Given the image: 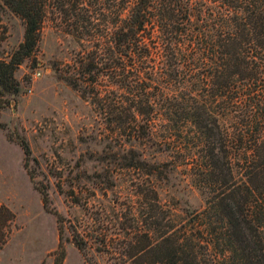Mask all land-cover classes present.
Returning <instances> with one entry per match:
<instances>
[{
	"label": "trees",
	"instance_id": "obj_1",
	"mask_svg": "<svg viewBox=\"0 0 264 264\" xmlns=\"http://www.w3.org/2000/svg\"><path fill=\"white\" fill-rule=\"evenodd\" d=\"M6 2L26 26L24 39L0 58V95L18 90L13 72L30 54L37 24L36 0ZM48 6L59 11L60 29L90 47L64 69V79L116 135L144 137L158 128L161 141L188 143L191 173L205 191L201 208L172 231L168 225L154 233L159 219L132 212L125 252L113 256L114 264H264V0H48ZM19 144L26 159L28 145L23 138ZM13 217L0 204V245ZM97 236L108 244L105 232ZM63 256L58 225L50 264Z\"/></svg>",
	"mask_w": 264,
	"mask_h": 264
},
{
	"label": "rangeland",
	"instance_id": "obj_2",
	"mask_svg": "<svg viewBox=\"0 0 264 264\" xmlns=\"http://www.w3.org/2000/svg\"><path fill=\"white\" fill-rule=\"evenodd\" d=\"M36 1L31 52L13 72L18 90L0 95V204L14 215L0 264H50L58 225L61 264H114L113 256L125 252L132 212L148 210V221L159 219L154 233L168 225L172 231L201 208L205 191L191 173L188 143L175 148L161 141L158 128L127 138L105 126L89 98L63 77L89 44L60 29L59 11L48 0ZM0 3V58L6 59L24 39L26 21L6 0ZM20 138L29 148L26 159ZM98 232L108 244L97 241Z\"/></svg>",
	"mask_w": 264,
	"mask_h": 264
},
{
	"label": "built area",
	"instance_id": "obj_3",
	"mask_svg": "<svg viewBox=\"0 0 264 264\" xmlns=\"http://www.w3.org/2000/svg\"><path fill=\"white\" fill-rule=\"evenodd\" d=\"M36 73V72H35Z\"/></svg>",
	"mask_w": 264,
	"mask_h": 264
}]
</instances>
